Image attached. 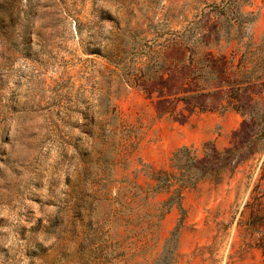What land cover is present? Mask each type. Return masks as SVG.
<instances>
[{
	"label": "rangeland",
	"instance_id": "1",
	"mask_svg": "<svg viewBox=\"0 0 264 264\" xmlns=\"http://www.w3.org/2000/svg\"><path fill=\"white\" fill-rule=\"evenodd\" d=\"M0 264H264V0H0Z\"/></svg>",
	"mask_w": 264,
	"mask_h": 264
}]
</instances>
